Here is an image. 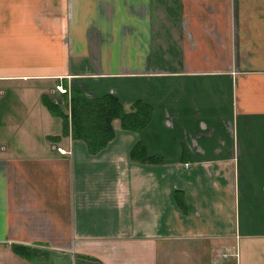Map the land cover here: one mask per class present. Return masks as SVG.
I'll use <instances>...</instances> for the list:
<instances>
[{"label":"crops","instance_id":"1","mask_svg":"<svg viewBox=\"0 0 264 264\" xmlns=\"http://www.w3.org/2000/svg\"><path fill=\"white\" fill-rule=\"evenodd\" d=\"M0 264H264V0H0Z\"/></svg>","mask_w":264,"mask_h":264},{"label":"trees","instance_id":"2","mask_svg":"<svg viewBox=\"0 0 264 264\" xmlns=\"http://www.w3.org/2000/svg\"><path fill=\"white\" fill-rule=\"evenodd\" d=\"M70 104L72 138L83 141L90 153L100 152L111 141L114 134L112 128L114 120H118L123 129L140 131L147 126L151 118L149 112L140 110L145 108L143 106L135 112H126L119 99L109 94L87 100L79 91L73 89ZM62 114L65 116L63 112ZM64 118L67 121L66 117ZM15 250L20 253L18 247H15Z\"/></svg>","mask_w":264,"mask_h":264},{"label":"built area","instance_id":"3","mask_svg":"<svg viewBox=\"0 0 264 264\" xmlns=\"http://www.w3.org/2000/svg\"><path fill=\"white\" fill-rule=\"evenodd\" d=\"M51 93L52 94L58 93L59 95H62V96L69 95V91L66 88H64L61 84L54 85L53 89L51 90ZM57 149L61 151V148H57ZM226 256L227 255L225 253L220 255V257L223 259L226 258Z\"/></svg>","mask_w":264,"mask_h":264},{"label":"rangeland","instance_id":"4","mask_svg":"<svg viewBox=\"0 0 264 264\" xmlns=\"http://www.w3.org/2000/svg\"><path fill=\"white\" fill-rule=\"evenodd\" d=\"M161 44H162V42H160ZM163 50V54H164V51H166V45H164V46H162V47H160V51H162ZM164 55H166V54H164ZM177 64V63H176ZM172 65V64H171ZM169 69V68H168ZM160 74H165V73H158V75L159 76H163V75H160ZM160 88H161V86H162V84H159L158 85ZM54 87V86H53ZM163 87V86H162ZM123 98H126V97H123ZM56 151L58 152V153H61V154H65L66 153V151H64V150H62L61 149V151H59L57 148H56ZM64 151V152H63Z\"/></svg>","mask_w":264,"mask_h":264}]
</instances>
